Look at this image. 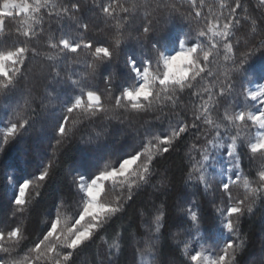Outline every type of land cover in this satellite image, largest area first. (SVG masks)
Returning a JSON list of instances; mask_svg holds the SVG:
<instances>
[{"label":"snow or ice","instance_id":"obj_1","mask_svg":"<svg viewBox=\"0 0 264 264\" xmlns=\"http://www.w3.org/2000/svg\"><path fill=\"white\" fill-rule=\"evenodd\" d=\"M174 153L194 191L173 217ZM0 157V264L89 248V264H243L241 221L264 207V0H0Z\"/></svg>","mask_w":264,"mask_h":264},{"label":"trees","instance_id":"obj_2","mask_svg":"<svg viewBox=\"0 0 264 264\" xmlns=\"http://www.w3.org/2000/svg\"><path fill=\"white\" fill-rule=\"evenodd\" d=\"M251 2L253 5H256L258 0H251ZM245 4L247 5V0H245ZM31 67L33 73L38 77H41L46 71V68L41 66V62L39 60L34 61ZM72 151L75 152L76 149H73ZM14 153L15 150H13V154ZM257 163H259V161H257ZM243 164L245 166V170L247 171L248 160L246 157L243 159ZM166 166L169 168V174L172 176L174 181L173 187L169 191L166 198L169 212L174 217L175 215H178V209L174 207L178 202L177 193H192L194 189L186 188L183 183L184 165L179 154L174 153L172 157H170L166 162ZM3 183L4 177L2 174H0V184ZM235 190L236 189H234V191ZM61 191H67L63 177L57 178L47 190L45 194V205L40 209L41 213L47 211V206H50L53 203L54 199L61 193ZM145 199L146 198L143 196L139 197L136 201L137 205L143 203ZM161 199H165V197H161ZM134 215L135 208H130L128 210V217L134 218ZM37 219L43 221L45 217L41 215L39 216V218H37V216L34 214L32 217L33 226L35 225V222H37ZM40 226L43 227V224H41ZM169 227L171 228V231H179V229L172 227L171 224L169 225ZM241 229L248 239V247L245 255L242 257L243 264H246L247 261L260 255L261 246L262 244H264V207H258L254 216L244 217L241 221ZM168 245L172 247L175 246L171 240H168ZM165 251L167 252V247L165 248ZM93 252L94 249L89 248L83 254H81V256L78 257L79 264H89V261L92 259ZM128 258L129 252L126 250L124 255L121 257V264H127Z\"/></svg>","mask_w":264,"mask_h":264}]
</instances>
